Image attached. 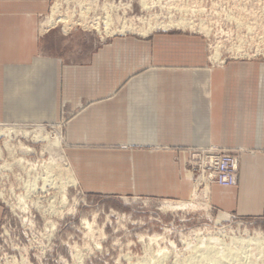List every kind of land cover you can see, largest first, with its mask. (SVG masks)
<instances>
[{"label":"crops","instance_id":"0c3cea01","mask_svg":"<svg viewBox=\"0 0 264 264\" xmlns=\"http://www.w3.org/2000/svg\"><path fill=\"white\" fill-rule=\"evenodd\" d=\"M51 1L0 0V122L75 112L66 161L86 193L107 196L186 202L187 151H241L236 184L211 185L209 204L221 218H264V62L210 66L202 39L174 33L95 46L42 32Z\"/></svg>","mask_w":264,"mask_h":264},{"label":"rangeland","instance_id":"374dc122","mask_svg":"<svg viewBox=\"0 0 264 264\" xmlns=\"http://www.w3.org/2000/svg\"><path fill=\"white\" fill-rule=\"evenodd\" d=\"M55 4L53 19L60 22L47 30L83 33L95 46L117 36L164 32L202 39L210 66L264 62V0H52L40 29ZM180 20L192 27L175 25ZM75 114L64 110L57 122H0L3 129L41 126L59 141L56 147L46 139L0 135V264H198L209 238L228 245L231 239L264 238V218L220 217L207 197L211 185L196 183L188 158L194 192L186 202L86 193L65 151L66 127ZM18 142L30 152L6 150L5 143ZM228 151L240 164L242 152ZM51 163L58 169L47 170ZM152 237L158 241L150 243ZM262 247L258 254L251 245L238 264H264Z\"/></svg>","mask_w":264,"mask_h":264},{"label":"bare ground","instance_id":"6f19581e","mask_svg":"<svg viewBox=\"0 0 264 264\" xmlns=\"http://www.w3.org/2000/svg\"><path fill=\"white\" fill-rule=\"evenodd\" d=\"M57 13H59V11H58V8L55 4L52 7V17L46 18L44 23L41 24V31H45L48 27H52L56 23L60 22V21L53 19L54 16L57 15ZM107 21H109V20H107ZM185 21H181V20L179 22L177 21V22H175V25H177V26H180L179 24H182L183 26L191 25V27H192V24H188ZM158 26L159 25H155V27H158ZM155 27H149L148 30L149 29L152 30ZM163 28H167V26L166 27L163 26ZM128 29L136 30L134 27H132L131 24L129 25ZM139 30L143 31V28L141 27V29H139ZM1 128H0V135H5L7 137L9 135H14L15 138L18 135H20V136L29 137V138L32 137L35 140L46 139L47 141L54 144L56 147L59 146V141H56L55 139L52 140V138L50 139V136H46L47 134H45L46 132L43 131L41 126H37V128L32 130V131H28L26 129L23 130V129L18 128V127H15V128L9 127V126L5 127L4 129L3 128L1 129ZM56 137H59V136H56ZM5 145H6V150L8 152H11V153H13V151H15V150H23L24 152H30V150L28 151V149L24 148L23 147L24 145L22 143H19V142L15 146H10L8 143L7 144L5 143ZM58 167L59 166L56 163H51V164L47 165V170L52 172L53 168L58 169ZM64 172L68 176L69 184L75 186V180L72 178L71 173L67 170H65ZM18 201L22 202L23 200H20V198H18ZM170 206L172 207V205H170ZM180 206H182V204H180ZM172 208H174V207H172ZM176 208H178V207H176ZM156 240H157L156 237L149 238L150 243L156 242ZM204 240H206V239H204ZM263 244H264V238L259 237V236L252 237V238H246V239H231V242L229 245H228V243L224 244V243L219 242V241H213L209 238V240L207 242L205 241L204 250L199 251V252H201V254H200L199 258L197 257L199 259V260L197 259L199 261L198 264H231V263L232 264H238L239 262H241L243 260V258H244L243 254L249 255L250 250H251V245H255L257 253L261 254L262 250H263V247H262ZM160 252L161 251H158V253H160ZM250 259H252V258H250ZM246 264H251V263L248 262Z\"/></svg>","mask_w":264,"mask_h":264},{"label":"built area","instance_id":"2783aa9c","mask_svg":"<svg viewBox=\"0 0 264 264\" xmlns=\"http://www.w3.org/2000/svg\"><path fill=\"white\" fill-rule=\"evenodd\" d=\"M238 156L216 146L195 148L188 153V166L195 181L208 188L210 185L233 187L237 182Z\"/></svg>","mask_w":264,"mask_h":264}]
</instances>
